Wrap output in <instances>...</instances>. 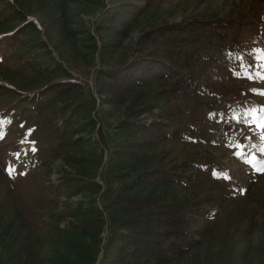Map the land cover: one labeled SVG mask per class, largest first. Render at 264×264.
Returning a JSON list of instances; mask_svg holds the SVG:
<instances>
[{
	"label": "rangeland",
	"instance_id": "1",
	"mask_svg": "<svg viewBox=\"0 0 264 264\" xmlns=\"http://www.w3.org/2000/svg\"><path fill=\"white\" fill-rule=\"evenodd\" d=\"M114 13L123 34L107 27ZM218 35L248 60L219 56L186 94L158 79L121 103L97 90L105 71L166 50L193 69ZM257 49L264 0H0V264L100 263L111 228L103 175L122 135L131 138L123 119L158 123L149 146L128 147L180 176L158 191L192 208L193 243L162 264H264V171L256 170L264 128L244 114L264 107V95L251 91L264 90V80L245 75L264 72ZM60 82L74 91L48 107L31 102L52 97ZM130 184L131 193L153 189ZM93 216L104 223L95 242L84 224Z\"/></svg>",
	"mask_w": 264,
	"mask_h": 264
},
{
	"label": "trees",
	"instance_id": "2",
	"mask_svg": "<svg viewBox=\"0 0 264 264\" xmlns=\"http://www.w3.org/2000/svg\"><path fill=\"white\" fill-rule=\"evenodd\" d=\"M107 27L122 34L126 31L121 16L117 13L111 15ZM218 37L216 46L207 56L194 57L193 69H187L186 63L178 61V52L166 50L160 56L152 54L135 59L128 66L105 71L102 77L97 78V90L101 93H109L112 100L121 103L126 101L134 89L151 85L153 80L158 79L168 83V89L172 92L180 91L186 94L188 87L198 84L207 76L210 65L214 61H219V56L222 58L221 56L233 53H243L242 58L245 61L248 60L249 54L242 52L241 47H238L235 42L226 43L224 35H218ZM74 84L57 83L54 85L56 91L52 97L35 96L30 100L39 107H48L63 96H69L74 91ZM139 100L138 97L131 99L124 115L134 113ZM120 124L127 128L131 138L127 136V139H124L122 135V140L125 141L121 143V147H117L109 155L106 172L103 175L108 186L104 189L103 198L106 200V209L111 210L108 219L111 228L99 264H105V262L108 264H162L174 255L185 253L193 243L187 231L190 216L193 214L192 208L183 199L162 194L164 189L158 191L160 187L178 184L180 176L169 173L162 166L153 167L154 157L128 147L131 145L137 149L149 146V142H152L150 136L158 123L155 121L140 123L133 119H123ZM138 134L149 137L145 140L139 139ZM111 178L118 181L116 187L110 185ZM128 184L130 187L133 184L137 188L148 186L153 189L143 192L141 188L131 193L126 186ZM84 224L90 233L91 240L95 242L104 225L102 218L93 216ZM78 247L80 254L85 251L83 246ZM95 251L97 252L96 248ZM95 255L91 260L83 262L93 263Z\"/></svg>",
	"mask_w": 264,
	"mask_h": 264
},
{
	"label": "snow or ice",
	"instance_id": "3",
	"mask_svg": "<svg viewBox=\"0 0 264 264\" xmlns=\"http://www.w3.org/2000/svg\"><path fill=\"white\" fill-rule=\"evenodd\" d=\"M258 55L256 56L257 60L264 61V49H257L255 50ZM241 67H244V65H241ZM262 68H264V64L261 65ZM246 78L248 79H259L264 80V72H257L255 77L245 72ZM252 92H254L257 95H264V90H258V89H251ZM244 114L249 119L246 121V123L249 124H255L257 128H264V107H249L244 110ZM236 119L237 117H233ZM261 139L264 140V135L261 136ZM236 147H241V145L237 144ZM264 151V149H261ZM252 162L255 164L256 157H252ZM257 171H264V163L260 164L256 168ZM12 169H9V173L11 174ZM226 175V174H225Z\"/></svg>",
	"mask_w": 264,
	"mask_h": 264
}]
</instances>
